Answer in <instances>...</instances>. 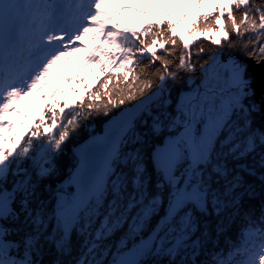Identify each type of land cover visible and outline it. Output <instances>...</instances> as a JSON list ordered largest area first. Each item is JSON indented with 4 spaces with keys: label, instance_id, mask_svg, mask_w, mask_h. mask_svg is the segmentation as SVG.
<instances>
[{
    "label": "snow or ice",
    "instance_id": "1",
    "mask_svg": "<svg viewBox=\"0 0 264 264\" xmlns=\"http://www.w3.org/2000/svg\"><path fill=\"white\" fill-rule=\"evenodd\" d=\"M105 2L0 0V264H105L97 257L108 254L107 264H264V196L254 203L247 179L259 174L264 193V90L257 100L247 64L221 63L220 50L201 63L198 48L193 61V41L180 37V47L168 34L171 19L117 30L116 16L140 10L125 2L109 14ZM215 13L194 28L220 32L212 43L264 63V0H228ZM93 32L119 55L83 48ZM82 50L92 52L85 67L103 65L101 54L117 65L116 83L109 87L114 74L101 67L105 91L74 107L57 100L18 126L25 98L55 100L60 88L44 92L53 69ZM183 83L191 90L177 91ZM120 105L105 135L77 150L66 182L75 190L51 189L62 145L93 112ZM124 225L111 252L105 241ZM233 226L235 240L213 242Z\"/></svg>",
    "mask_w": 264,
    "mask_h": 264
},
{
    "label": "trees",
    "instance_id": "2",
    "mask_svg": "<svg viewBox=\"0 0 264 264\" xmlns=\"http://www.w3.org/2000/svg\"><path fill=\"white\" fill-rule=\"evenodd\" d=\"M175 0H120L119 6L125 2L129 3L131 7L137 8L140 11L138 12H132V11H123L120 13V15L115 17V20L113 23L115 24L117 30H123V28H138L141 24L147 22L148 20H156L160 18L168 19L172 18L171 21L174 25V28L172 32L168 33L169 35H173L174 39H177L179 42V46L182 47L184 38H188L193 41L192 45L190 46V51L193 53L192 59L195 61L196 58V50L198 48H204L205 52L201 53V60L202 63L203 60H207L208 56L212 51H217L220 48H223L226 53H230L232 55H235L237 58L242 60H250L256 62L254 59H249L239 48L236 49H229L227 47V41H224L222 45H216L212 43V40L215 38H218L222 33L217 32L215 30H207L204 31L201 28H194L195 25H199L201 23L200 16L203 15V13L197 15V17L191 22L188 23L189 26L187 28H182L180 23L177 20H173L175 16H186L184 14V7H188L191 4L199 5L202 0H197V2H193V0H190L189 4H185L183 0H178L176 3H174ZM118 1L113 0V4L115 5ZM170 2H172V7L170 6ZM223 3L224 0H223ZM226 4V3H225ZM215 7L213 9V13H215ZM208 10V9H207ZM165 13H168V16H164ZM214 22V21H213ZM166 27V25H163ZM223 26V20L221 21V24L218 25V27ZM158 30V29H154ZM180 37H183V40H180ZM230 37L232 40H237V37L235 33H230ZM144 39L154 38V37H142ZM112 46V45H111ZM165 47H174L173 45H165ZM113 49H115L112 46ZM179 50V49H177ZM162 52L161 49H158V53ZM146 62V61H145ZM157 65L159 62H156ZM257 63V62H256ZM101 67H107L108 71L113 72V79L109 81V87L112 86V84L116 83L115 79V69H113V64H96L95 66L91 67L87 71L77 72L72 69L71 64H66L63 66L62 70H56L54 77L57 78L56 81H53L48 85L46 89H44L45 93H48L49 97L51 96V92L55 90L56 88H60L61 91L56 97L55 100L50 98L41 99L38 98L36 95L31 96V100L28 104H26L23 107V115L19 116L17 120L18 126H20L22 129L27 128L29 123L31 122L30 113L33 110H36L37 113L45 106V105H56L57 100L60 102L59 106H62L64 103H67L71 106H75L76 104H80L84 102L86 99H88V93L93 91H105V89L100 87V82L103 81L107 75V72H102L100 69ZM70 70V73H69ZM250 72V70H248ZM199 75V72H197L196 76ZM70 78V79H69ZM129 79H131V76H129ZM185 83L183 84H177L175 86L177 91H180L183 89ZM124 85L122 84L121 87ZM261 95V94H260ZM105 102L107 101L108 97L105 96L102 98ZM115 99V97H113ZM99 103V102H97ZM59 106H57V111L59 110ZM126 105H120L117 108H112L109 106L110 111L107 115L103 113V111L96 113L93 112L92 116L84 122V126H82L74 135L70 136V138L65 142L64 145H62V154L58 157V166L59 171L55 177H53L52 181H50V187L51 189H56L58 187H64L69 191H73V188L67 184L66 182L69 181V175L70 171L74 166L75 159L72 154V149L77 144L88 138L91 134L99 133L101 130L102 124L107 121L110 117L115 115L117 112L120 111L121 108H124ZM68 111V109H66ZM258 120H261V117L258 116ZM43 130V129H42ZM35 142V141H34ZM153 141H149V144L145 147V152L149 153L150 151V144ZM149 170L151 171L152 166L149 162L148 164ZM250 182H254L256 180L249 179ZM256 189V200L254 203H259V200L262 196H264V193L261 192V183L259 184L258 180L257 182L252 184ZM55 192L53 191L49 197V203L54 208L55 206ZM127 230V226L124 225L119 231H117L113 236H111L108 240L105 241V243L108 245L111 252H115V243L120 239V237L123 235V233ZM236 233L237 229L235 226L232 227V230L228 233L227 236H221L218 239L214 240L213 242L218 243L221 247L225 245V243L230 242L231 240L236 239ZM76 238L74 237V240ZM208 247H211V244L208 245ZM98 259H101L107 264L108 261L111 260V255H99L97 257Z\"/></svg>",
    "mask_w": 264,
    "mask_h": 264
},
{
    "label": "rangeland",
    "instance_id": "3",
    "mask_svg": "<svg viewBox=\"0 0 264 264\" xmlns=\"http://www.w3.org/2000/svg\"><path fill=\"white\" fill-rule=\"evenodd\" d=\"M177 1L178 0H175L174 3H176ZM183 1L185 2V4H189L190 3V0H183ZM193 2H197V0H193ZM224 2L228 3V0H224ZM217 3H223V0H202V2L199 5H196V3L195 4H191L190 6L188 5V7H184V14L186 16L178 15V16H175L173 20L175 21L178 18V20H179L178 22L180 23L182 28L183 29L187 28V26H189L188 23H191L197 17V15L203 13L204 11H206L209 8H213L214 6H216ZM170 6L172 7V2H170ZM168 19H172V18L168 17ZM104 39L105 38H99L98 42L95 39H92V40L87 42L88 44L85 47H87V49H89V50L95 49L97 47H102L103 48ZM184 40H190V39L184 38ZM70 58L76 60L81 68L86 69V67L84 65L80 64V62L78 61L77 57H70ZM99 58L104 59V63L107 62V59H105V56H103L102 54H101V56ZM63 66L60 67L59 69L62 70ZM116 67H117V65L114 66V68H116ZM69 73H70V70H69ZM51 79L53 81L57 80V78L54 77L53 75L51 76ZM259 183H261V182L259 181ZM255 187H258V186H255Z\"/></svg>",
    "mask_w": 264,
    "mask_h": 264
},
{
    "label": "water",
    "instance_id": "4",
    "mask_svg": "<svg viewBox=\"0 0 264 264\" xmlns=\"http://www.w3.org/2000/svg\"><path fill=\"white\" fill-rule=\"evenodd\" d=\"M247 66H249V68L251 70L250 77L253 79V87L256 90L257 97L260 98L259 97L260 93L262 92V90H264V63H253V62H250V63H247ZM117 115H119V112H118V114H115L114 116L110 117L107 121H105L102 124L101 131H100L99 134H97V135L95 134V135L89 136L88 138H86L85 140H83L82 142H80L79 144H77L73 148L72 153H73V156H74V158L76 160L75 166L77 164V156H76L77 150L82 145H85L86 143H90L94 137H103L105 135L106 130L110 127V121H112L114 119V117L117 116ZM152 151H153V149H152ZM97 159H98V156H97ZM75 166L73 167V169H72V171L70 173V177H71L72 172L75 171ZM73 188H74V186H73ZM74 190H75V188H74Z\"/></svg>",
    "mask_w": 264,
    "mask_h": 264
},
{
    "label": "flooded vegetation",
    "instance_id": "5",
    "mask_svg": "<svg viewBox=\"0 0 264 264\" xmlns=\"http://www.w3.org/2000/svg\"><path fill=\"white\" fill-rule=\"evenodd\" d=\"M219 50H220L219 59H220L221 63H223V64L228 63L229 58L238 59L239 61H241L242 63H245V64L250 63V62L256 63V62H254V61H250V60H249V61H250V62H249L248 60H242V59H239V58H237L235 55H232V54H230V53H226L225 50H224L223 48H220ZM248 70H250L249 66H248ZM250 73H251V70H250V72H248V75H249V76H250ZM199 82H200V74L196 76V84H199ZM194 86H195V85H192V87H194ZM182 90L185 91V92L190 91V90H191V87H190L189 83H185L184 86H183V89H182ZM260 94H261V93H260ZM259 97H260V96H259ZM256 98H257V100L260 99V98H258V97H256ZM256 121H257V124H259L260 121H261V120H258V116L256 117ZM162 139H163V137L160 138V141H162ZM150 141H151V140H150ZM160 141H157L156 143H158V142H160ZM153 147H154V142H153V143L151 142V144H150V151H149V154L151 153V150H152ZM252 159H254V157H250L249 160H248V162H251ZM150 163H151V162H150ZM151 166H152V165H151ZM247 179L256 180V181H254V182H251L252 184L255 183V182H257V180H258V182L260 181V179H259V174H257L256 177H248ZM259 184H260V183H259Z\"/></svg>",
    "mask_w": 264,
    "mask_h": 264
}]
</instances>
